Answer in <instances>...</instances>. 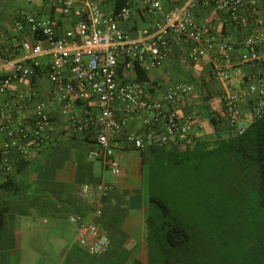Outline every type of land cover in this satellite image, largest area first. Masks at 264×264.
I'll list each match as a JSON object with an SVG mask.
<instances>
[{
    "label": "built area",
    "instance_id": "obj_1",
    "mask_svg": "<svg viewBox=\"0 0 264 264\" xmlns=\"http://www.w3.org/2000/svg\"><path fill=\"white\" fill-rule=\"evenodd\" d=\"M27 1L31 7L8 21L0 0V171L10 172L14 150L26 157L47 143L53 103L69 113L74 131L94 139L89 157L114 178L81 185L77 196L92 205V216L69 215L78 243L104 256L112 240L96 217L125 174L117 149L186 147L202 136L193 115L180 112L194 86L173 82L155 97L136 68L158 67L175 47L186 48L191 61L208 57L211 74L225 83L218 112L224 131L243 133L264 114V0H138V7L130 0L118 10L115 0ZM204 9L212 21L200 18ZM136 13L145 18L131 34L124 22ZM77 106L82 115L71 112ZM131 121L139 128H129Z\"/></svg>",
    "mask_w": 264,
    "mask_h": 264
},
{
    "label": "crops",
    "instance_id": "obj_2",
    "mask_svg": "<svg viewBox=\"0 0 264 264\" xmlns=\"http://www.w3.org/2000/svg\"><path fill=\"white\" fill-rule=\"evenodd\" d=\"M135 2V7H138L139 1ZM13 14L15 13L8 7L7 0H4L3 18L10 21ZM140 16L145 18L136 13L132 20L124 22L125 29L131 34L135 32L134 22L142 19ZM213 17L210 9H204L200 15L204 21H212ZM147 73L155 97L160 96L173 82L192 84L195 91L187 103L181 105L180 112L183 115H193L194 125L202 135L213 134L214 127L206 113L209 109L219 112L221 95L215 94L205 101L203 93H207L209 89L216 90L214 83H219L225 91V83L219 80L204 82L210 80L211 63L208 57L191 61L186 57V48L175 47L161 65L147 70ZM198 81L205 84L199 91L196 90V86L199 87ZM18 85L23 89L29 87L28 82L24 81ZM32 86L36 88L35 84ZM42 86L43 84L40 85ZM44 86L45 89L48 84L44 83ZM199 92L200 102L196 100ZM51 109L54 127L47 143L42 148L29 152L24 157L26 164L22 167L20 159L23 156L14 150L10 156V172L0 171V183L6 178L13 180L12 187L0 189V207L5 208V217L9 215L10 225L8 234L4 235L20 240L21 226L31 228L29 218L42 225V235L49 241L46 244L48 247L43 249H36L31 245L28 254L34 257L36 264H138L146 252L144 167L145 162L152 157L151 148L117 149L125 174L103 198V214L96 217L110 235L112 244L106 255H91L78 243V227L69 220V215L82 214L87 218L92 216V205L77 196L81 185L113 183L114 178L101 159L89 157L90 151L96 147L94 139L74 131L69 113H63L59 105L53 103ZM83 111L82 106H77L71 112L82 115ZM129 128L138 129L139 124L131 121ZM1 236L3 233H0V264H21L24 249L19 244H15L13 249L2 248ZM31 262L32 259L29 260Z\"/></svg>",
    "mask_w": 264,
    "mask_h": 264
},
{
    "label": "trees",
    "instance_id": "obj_3",
    "mask_svg": "<svg viewBox=\"0 0 264 264\" xmlns=\"http://www.w3.org/2000/svg\"><path fill=\"white\" fill-rule=\"evenodd\" d=\"M129 4L115 0L114 8ZM136 72L139 80L149 81L147 70L137 67ZM212 80L219 82L211 73L204 82ZM213 85L216 90L203 93L205 101L223 94L219 83ZM206 116L213 134L186 147L151 148L144 167L147 259L138 264H264V114L238 135L224 131L218 112L209 109ZM20 163L26 164L24 157ZM12 186L11 178L0 183V189ZM233 204L235 217L229 212ZM233 218L248 220V234L237 237L226 227L223 242L213 224ZM4 224L0 207V228ZM235 243L243 249L240 244L226 248Z\"/></svg>",
    "mask_w": 264,
    "mask_h": 264
},
{
    "label": "rangeland",
    "instance_id": "obj_4",
    "mask_svg": "<svg viewBox=\"0 0 264 264\" xmlns=\"http://www.w3.org/2000/svg\"><path fill=\"white\" fill-rule=\"evenodd\" d=\"M7 5L13 13H18L21 10L27 11L31 7V5L29 4V2L27 0H7ZM198 84H199V87L196 86V90L197 91L202 90V87L204 85L202 83H200L199 81H198ZM196 100H199V102L201 101L200 92L197 93ZM241 123L245 124L246 122L241 121ZM203 134H205V133H203ZM146 209H148L147 201H146L145 210ZM236 209H237V205H234V204H233V206H231L229 208V212H233L232 216H234V217L236 216L234 214L236 212ZM8 219H9V215L7 214L5 217V227L3 229L0 228V233H3V236H1L2 248L9 247L10 249H13L15 244H19L18 246L21 247L22 249H24V255H23L21 264H36L33 261L34 257H31L28 254V253H30L31 245L35 246L36 249H43V247H48L46 244L49 243L48 238H46L44 235H42L43 234L42 225L39 222L32 221L31 219L28 218V221L31 222V224H32V225H30L31 228L29 229V228H26L25 225H22L21 226L22 238L20 240H18V239L13 240L9 236L4 235L5 233L8 234V232H9L8 227L10 225H9ZM213 227L215 229H218V231H219V229H221L220 237H221V240L224 242V240L226 239L225 235H224L226 233V230H227L226 227L231 231L236 230L238 233L237 237L243 238L248 234L250 226H249L248 220L238 221L237 218H233L230 221H228V223L217 221V223L213 224ZM239 244L240 243H235L233 246L229 245V244H225V245L228 246L226 248H231V247L237 248V246ZM27 245H28V247H26ZM238 247H240L239 249H243L244 246H241V244H240ZM224 251H225V247H224V244H222L220 246V252L223 253ZM38 258H40V257H38ZM30 259H32L31 263H29ZM146 259H147V252H145V254L141 257V260L143 262H146Z\"/></svg>",
    "mask_w": 264,
    "mask_h": 264
}]
</instances>
